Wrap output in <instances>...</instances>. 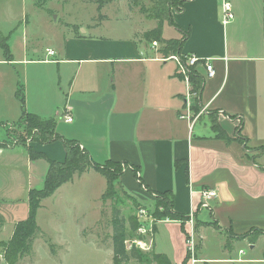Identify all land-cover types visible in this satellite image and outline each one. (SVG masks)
Here are the masks:
<instances>
[{"label":"crops","instance_id":"crops-1","mask_svg":"<svg viewBox=\"0 0 264 264\" xmlns=\"http://www.w3.org/2000/svg\"><path fill=\"white\" fill-rule=\"evenodd\" d=\"M229 2L234 17L227 22L222 0L188 1L183 10L173 13L172 22H164V38L179 39L189 33L180 55L194 54L202 60L192 67L202 77V86L191 79L192 68L188 85L179 63L162 52L163 42L153 48L152 42L144 44L138 36L155 28L156 23L146 30L136 29L127 37L105 36L98 32L99 24H86L79 27V34L66 35L62 43L45 48L32 45L30 55L28 42H22L21 57L11 53V44V57L0 56V62L23 65L27 80L28 65L34 71L38 69V85L32 88L38 103L32 105L28 99L29 112L56 119V131L77 140L97 163L121 161L124 168L118 184L130 198L151 209L155 205L153 191H172L175 210L187 219L158 220L152 247L172 264L188 259L192 235L197 243V262H264V257L242 258L243 248L237 258L230 252L237 240L243 239L252 252L259 249L264 253V0ZM0 48L3 50L1 43ZM47 49L54 54L49 55ZM207 58L216 71L208 77L202 65ZM54 65L59 82L64 80L55 93L40 78L45 69L52 68L48 66ZM194 86H199L198 91ZM32 90L28 87V93ZM51 92L55 101L46 106L43 93L48 100ZM187 105L190 120L181 117ZM14 107L18 112L16 102ZM65 113L72 116V122L65 120ZM31 144L49 159L65 158L66 149L60 140ZM16 146L21 145L0 150L16 151ZM21 152L17 154L23 155ZM24 158L29 170L28 191L32 171L44 185L48 160H31L28 150ZM133 166L137 167L135 174ZM100 177L106 178L93 167L75 173L70 182L41 202L40 210L48 198L54 202L55 195L59 197L60 191L76 179ZM211 188L217 194L204 199L202 191ZM28 214L29 208L9 229L4 218L0 242L9 240L17 222ZM111 218L110 213L112 225ZM96 219L80 224L78 232L83 242L87 238L81 233L97 224ZM257 229L260 234L256 238ZM211 234L218 239L224 258H211L207 251ZM94 238L99 241L98 236ZM111 239L113 260L109 264L114 263L113 236ZM131 259L140 260L130 258L122 264Z\"/></svg>","mask_w":264,"mask_h":264},{"label":"rangeland","instance_id":"rangeland-1","mask_svg":"<svg viewBox=\"0 0 264 264\" xmlns=\"http://www.w3.org/2000/svg\"><path fill=\"white\" fill-rule=\"evenodd\" d=\"M144 5L145 7L150 6L151 3L146 1ZM152 19L154 18L147 11L142 10L134 0H114L101 7L99 0H0V43L2 44V39L4 43L11 44V53L19 58L23 54L22 42H28L30 55L32 45L45 48L47 45L62 43L66 35L74 32L79 34V27L86 26V24H99L101 27L98 32L105 36L127 37L136 29L146 30L151 23L158 25L156 20ZM140 23L143 24L141 27ZM143 34L140 32L138 36L143 39ZM143 42L145 44L146 40L143 39ZM0 56L9 58L1 48ZM48 67L52 68L45 69V74L40 78L45 82V87L55 93L57 88L61 87L60 85L63 86L64 80L59 82L57 65ZM33 68L31 64L28 65L29 78L27 80L23 65L0 62V143L4 145L10 146L22 137L27 138L28 143H32V136L20 126V116L23 111H31L28 107V99L32 105L38 103V98L32 88H37L39 74L37 76L38 69L34 71ZM27 85L32 90L30 93H28ZM13 86L16 87V94ZM43 100L46 106L54 103L52 102L55 101L53 93L51 92L48 100L43 93ZM15 102L18 112L14 109ZM10 138L12 140L9 141ZM6 140L8 141L5 142ZM15 148H17L16 151L3 148L0 150V202L4 203L1 204L5 215L3 219L7 218L8 229L15 225L14 222L22 216V212L28 210L29 203L27 173L29 170L24 158L27 149L22 145ZM19 150L23 155L17 154ZM32 177V187H43V180H40L33 171ZM105 189L106 178L104 177L76 179L74 184L67 185L65 191H60L59 197L55 195L57 197L54 202L48 198L44 209L40 210V207L38 210L39 230L31 251L17 264L111 263L113 259L109 249L112 242L113 224L111 225L109 221L110 213L113 216V207L119 206L124 208L123 213L127 217L135 213L137 206L117 182L115 185L117 194L103 200L101 193L105 192ZM96 217L97 224H92L90 229L81 233L87 238L83 242L78 232L80 224H84L86 219L92 221ZM259 234V232L256 233V238ZM94 236L99 237L98 242ZM2 237L6 238L7 235L4 234ZM129 238L133 237L128 236L127 239ZM209 241L207 251L211 254V258H224V252L218 248V239L213 238L211 234ZM237 241L235 247L230 250V252L233 251V258H237L239 249L242 248V253L245 252V254H240L242 258L264 257V253H261L259 249L252 252L245 240ZM141 251L146 252L148 258L137 261L131 259L128 264H152V251ZM209 263L250 264L245 261L227 262L224 260H213ZM209 263L198 260L194 264ZM0 264H9L4 250L1 249ZM251 264H264V262L258 261V263Z\"/></svg>","mask_w":264,"mask_h":264},{"label":"trees","instance_id":"trees-1","mask_svg":"<svg viewBox=\"0 0 264 264\" xmlns=\"http://www.w3.org/2000/svg\"><path fill=\"white\" fill-rule=\"evenodd\" d=\"M114 0H99L100 7L105 3L112 2ZM146 1L151 3L150 6L144 5ZM191 0H134L137 5L141 6V9L147 11L149 15L156 20L158 25L150 30H147L143 34V39L146 42L158 41L164 43L161 50L165 56L172 54H180L184 40L189 33H184L181 38L167 39L163 37L164 22H172L173 13L184 9L185 4ZM1 47L8 57H11L9 45L4 43L1 39ZM191 79L202 86L203 79L197 75L194 68L191 70ZM199 86H194V90L198 91ZM21 100H23L21 98ZM20 126L24 131L32 136L31 142H37L40 144L51 143L62 140L66 155L63 160H52L46 157L45 153L38 151L31 143L27 142V138H21L15 144H20L27 148L29 157L31 160L38 158H46L49 162V167L45 175L44 185L41 188L31 187L29 190V214L27 218L17 222L14 232L9 240L2 241L0 243V249L5 254V258L9 264H17V262L29 254L36 233L39 230V224L37 223V214L40 208L41 202L48 196H51L55 191L60 188L64 183L70 182L75 173H83L90 167H93L103 176L107 178V187L102 199L111 198L117 190H115L116 182L119 183L120 174L123 171V163L109 160L104 165L94 161L90 153L84 151L77 140L68 139L62 136L56 131V119L54 118H42L32 112L23 111L20 120ZM14 138V137H13ZM12 138L9 139V141ZM6 140L5 142H7ZM0 147H7L4 143H0ZM137 167L133 166V172L136 173ZM142 182V181H141ZM155 195V205L152 209L153 216L158 219H179L186 220L187 216L183 213H179L175 210L174 196L172 191L158 192L153 191ZM134 204L137 206L136 211L145 205H142L137 199H133ZM129 215L127 218L124 215V211L119 206L113 207V251H114V263L122 264L123 261H127L130 258L144 259L148 258L147 253H143L140 249L132 248L127 249L126 240L128 236L135 237L136 229L140 225L137 213ZM136 217V218H135ZM129 220V227H127V221ZM3 221V215L0 212V223ZM157 225L155 224V230ZM256 233L259 229L254 230ZM153 264H172L169 258L163 254L155 253L151 254ZM190 259L185 258L183 264H187Z\"/></svg>","mask_w":264,"mask_h":264},{"label":"built area","instance_id":"built-area-1","mask_svg":"<svg viewBox=\"0 0 264 264\" xmlns=\"http://www.w3.org/2000/svg\"><path fill=\"white\" fill-rule=\"evenodd\" d=\"M222 7L224 10V22L229 21L234 17L233 11H232V6L229 0H222ZM153 48H157L159 46L158 41H153L152 42ZM49 55H53L54 52L51 51L50 49H47ZM167 59H173L177 61L180 65V68H182V72L185 74V80L187 81L188 85L189 83V73L190 70L193 66L197 65L200 63L202 60L197 56V55H192L189 57H184L180 54H172L169 56H166ZM204 62L202 65L206 67L207 74L206 76H213L215 74V68L213 67L212 60L207 58V60H203ZM69 110V109H68ZM65 117V120L67 122H72L73 118L70 116L68 113H65L63 115ZM192 114L190 113L189 105H187L186 109L182 112L181 117L182 118H187L191 119ZM217 194L216 190L211 188V189H204L202 191V196L204 199H211V197H214ZM153 208H148L146 206L140 207L136 213L138 220H140V225L136 229V236L133 238H129L126 240V247L127 249H132V248H138L140 250L144 251H152L153 247V241H154V232H155V224H157L158 219H156L152 212ZM193 217V216H191ZM197 243L194 240L193 235L190 237L188 240V248L190 252V259L188 264H194L197 262L196 258V252H197Z\"/></svg>","mask_w":264,"mask_h":264},{"label":"bare ground","instance_id":"bare-ground-1","mask_svg":"<svg viewBox=\"0 0 264 264\" xmlns=\"http://www.w3.org/2000/svg\"><path fill=\"white\" fill-rule=\"evenodd\" d=\"M136 218V217H135Z\"/></svg>","mask_w":264,"mask_h":264}]
</instances>
